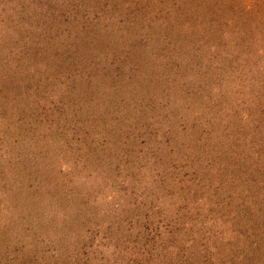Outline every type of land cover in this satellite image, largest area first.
<instances>
[{
    "label": "rangeland",
    "instance_id": "obj_1",
    "mask_svg": "<svg viewBox=\"0 0 264 264\" xmlns=\"http://www.w3.org/2000/svg\"><path fill=\"white\" fill-rule=\"evenodd\" d=\"M0 264H264V0H0Z\"/></svg>",
    "mask_w": 264,
    "mask_h": 264
}]
</instances>
